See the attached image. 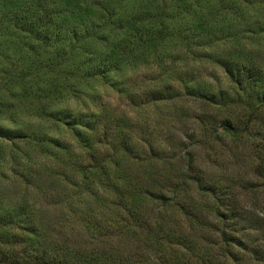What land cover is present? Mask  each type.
Masks as SVG:
<instances>
[{
  "label": "rangeland",
  "instance_id": "rangeland-1",
  "mask_svg": "<svg viewBox=\"0 0 264 264\" xmlns=\"http://www.w3.org/2000/svg\"><path fill=\"white\" fill-rule=\"evenodd\" d=\"M100 1L90 0L88 6ZM4 27L0 26L3 34ZM172 43L165 56L141 53L138 67L119 74L115 78L117 84L91 81L78 99H69L70 95L64 92L62 102L52 108L62 117L40 121L30 116L29 96H23L25 101L13 102L9 113L0 114V129L25 134L34 131L49 142L56 141L60 148L50 150L55 157H40L33 163V158L38 156L32 148L34 144L29 147L20 144L19 147L28 154L26 157H31L24 160V169L20 172L30 174L28 187H25L22 176L13 173L7 157L4 158L9 154L11 142L0 138L1 212L5 214L25 202L32 225L46 234L50 242L69 241L75 247L80 245L95 251L112 249L115 256H121L122 263L139 254L144 261L154 264L158 254L145 237L138 239L129 233L130 237L120 238L116 232L117 224H109L117 223L121 218L119 214L109 212L114 195L105 186L107 182L103 177L111 181L113 176L118 178L120 186L128 192L136 186L158 192V180L161 185L166 179L173 185L180 183L187 164L183 156L187 152L197 169L216 182L220 195L230 194L231 200L235 197L238 209L240 206L251 207L246 210V221L241 223V226H248L249 235L242 238L244 235L236 233V238L256 240L264 245V107L254 114L255 120L251 123L254 131L252 127L248 128L250 133H258L254 144L245 141L246 133L238 134L237 131L236 136H232L213 123L214 118L227 117L236 127H242L240 122L251 117L248 104H256L257 96L262 98L264 34L244 40L238 37L236 43L228 42L222 46L219 42L217 46L207 48H177L175 39ZM250 59L259 66V84L240 85L226 74L228 64L242 66ZM1 96L9 98L3 90ZM213 99L224 101L225 105L221 104L224 111L212 106L208 108L209 118L202 108ZM73 127L90 138L92 153L84 148L88 145L86 139L74 137ZM102 133L106 134V140L101 142L98 137ZM96 164L105 167V173L100 171L97 177L87 174L82 179V170ZM244 187L254 193L255 204L250 202L252 193L246 192ZM183 192L178 202L208 218L206 224L221 228V223L212 218L214 203L210 197H203L190 184ZM141 210L153 215L162 213L167 227L185 233L199 247L206 248L207 256L211 258L225 264H257L236 249L230 250L237 254L238 261L225 256L216 233L206 229L201 231L198 227H195L198 230H192V224L196 223L190 222L174 207L142 205ZM99 229L109 233L104 244L99 235H95ZM17 238L18 242L23 240L20 236ZM192 261L191 264H200Z\"/></svg>",
  "mask_w": 264,
  "mask_h": 264
},
{
  "label": "trees",
  "instance_id": "trees-1",
  "mask_svg": "<svg viewBox=\"0 0 264 264\" xmlns=\"http://www.w3.org/2000/svg\"><path fill=\"white\" fill-rule=\"evenodd\" d=\"M88 3L90 5V0H0V26L5 25L2 28L4 34L0 32V91L9 95V98L0 97V114L9 113L13 102L25 101L23 96H29L30 116L40 121L57 119L62 116L52 108L62 102L64 92L70 95L69 99H78L91 81L117 84L115 78L119 74L138 67L141 53L154 57L159 53L164 55L174 39L177 48H207L217 46L219 42L222 46L228 42L236 43L238 37L244 40L264 34V0H101L91 6ZM248 61L242 66L228 64L225 72L237 84L257 85L261 82L259 66L252 59ZM18 88L25 95L20 94ZM257 97L256 104H248L251 117L240 122L242 127H236L227 117L214 118L213 123L232 136H236L237 131L238 134L246 133L245 141L254 144L258 133L252 134L248 128L254 123L255 112L264 107V94L262 98ZM221 104L225 105L224 101L208 100L207 106L202 108L203 113L210 118L208 108L212 106L223 113ZM73 131L75 138L86 139L88 145L84 148L91 152L90 138L74 127ZM0 138L11 142L9 154L4 158L7 157L13 173L22 176L25 187H28L30 174L20 172H23L22 164L28 154L23 152L20 144L27 147L34 144L32 148L38 156L33 158V163L40 157H55L50 151L52 148L60 150L56 141L49 142L34 131L25 134L0 129ZM98 139L105 141L106 134L102 133ZM190 155L184 153L186 170L182 172L178 186L170 184L169 179L162 185L158 180V192L137 186L128 192L120 186L118 178L113 176L111 181L103 177L107 182L105 186L114 195V201L109 205L114 209L109 208V212L117 213L121 218L117 223L109 224H117L116 232L120 238L126 239L130 234L138 239L145 237L158 254L154 264H191L193 259L200 264H225L207 256L206 248L199 247L185 233L167 227L162 213L153 215L141 210L142 205L174 207L190 222L196 223L192 224V230H198L195 229L198 227L201 231L206 229L216 233L223 246L222 253L234 262L238 261V256L230 249L244 253L257 264H264V245L256 240L242 239L250 232L248 226H241V223L246 221V210L251 207L240 206L238 209L235 197L231 200L230 194L220 195L216 182L197 169ZM100 165L82 170V179L87 174L97 177L100 171L105 173L106 168ZM188 184L194 185L203 197L213 200L212 218L221 223V228L206 224L208 218L178 202ZM244 189L252 193L250 189ZM249 197L252 202L254 193ZM1 210L0 203V264H153L144 261L139 254L122 263L121 256H115L112 249L95 251L80 245L75 247L69 241L50 242L46 234L32 225L25 202L5 214ZM236 233L244 236L238 239ZM108 234L99 229L95 235H99L104 244ZM17 236L23 240L18 242Z\"/></svg>",
  "mask_w": 264,
  "mask_h": 264
}]
</instances>
